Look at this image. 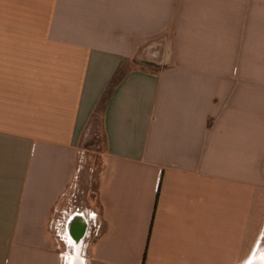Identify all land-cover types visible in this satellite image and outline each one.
I'll use <instances>...</instances> for the list:
<instances>
[{"label":"crops","instance_id":"obj_1","mask_svg":"<svg viewBox=\"0 0 264 264\" xmlns=\"http://www.w3.org/2000/svg\"><path fill=\"white\" fill-rule=\"evenodd\" d=\"M78 215L81 264H264V0H0V264Z\"/></svg>","mask_w":264,"mask_h":264},{"label":"rangeland","instance_id":"obj_2","mask_svg":"<svg viewBox=\"0 0 264 264\" xmlns=\"http://www.w3.org/2000/svg\"><path fill=\"white\" fill-rule=\"evenodd\" d=\"M134 66H137V65L133 63V67ZM85 147L87 149L85 160L83 159V161L80 164L82 169L84 170V172L82 171L83 173L81 172V175H83V178L87 174L86 170L88 169V167H90V163H88V161L89 162L91 161V165L94 160H96V163H98V160L100 159V153L103 151L104 140H103V135L100 130L97 131V134L95 135V137H90L87 139ZM86 163L89 164V166H87ZM89 182L90 180L88 178L87 180H83V183H85L84 185H89L90 184ZM73 193L74 194L72 193L69 194V198H71V195H72V198H71L70 205L68 207L69 211L67 210L68 212H70V210H73L74 207L76 208L78 205L81 206V203L85 202L84 194H82L81 192L80 193L77 192L75 194V191H73ZM65 220H66V217L64 219H61L62 225L59 226L60 235L57 237L58 248H59V251L63 254V264H75L77 263L76 260H78L77 250L75 249L73 242H71L72 240H70L67 236V233L65 231ZM260 251H261V257L264 258V237L262 240ZM257 257L261 258L260 254H258ZM257 260L259 261V259Z\"/></svg>","mask_w":264,"mask_h":264},{"label":"flooded vegetation","instance_id":"obj_3","mask_svg":"<svg viewBox=\"0 0 264 264\" xmlns=\"http://www.w3.org/2000/svg\"><path fill=\"white\" fill-rule=\"evenodd\" d=\"M82 221V218L80 217V215L76 216V218L74 220L71 221L70 223V227H71V239L73 242V245L75 246V249H81L84 245V240H85V237L83 239H79V236H80V232H81V229L83 228V223H81ZM82 246V247H81Z\"/></svg>","mask_w":264,"mask_h":264},{"label":"water","instance_id":"obj_4","mask_svg":"<svg viewBox=\"0 0 264 264\" xmlns=\"http://www.w3.org/2000/svg\"><path fill=\"white\" fill-rule=\"evenodd\" d=\"M83 223H84V224H83V228L81 229L80 236H79V239H80V240L83 239L84 237H86V232H87V223H86V222H83ZM68 228H69V232H70V234L72 235L70 225L68 226ZM81 241H82V240H81ZM78 254H79V251H78V249H77V258H78V260H76L77 263H75V264H81V263H80L81 260H80V258L78 257ZM79 260H80V261H79ZM257 263L262 264L261 261H258V262H256L255 264H257Z\"/></svg>","mask_w":264,"mask_h":264},{"label":"trees","instance_id":"obj_5","mask_svg":"<svg viewBox=\"0 0 264 264\" xmlns=\"http://www.w3.org/2000/svg\"><path fill=\"white\" fill-rule=\"evenodd\" d=\"M117 83V78H115V80L113 81V84L109 87V90L107 91V93H106V96H107V98L111 95V92H112V90H113V88H114V85ZM105 99H106V97H105Z\"/></svg>","mask_w":264,"mask_h":264}]
</instances>
